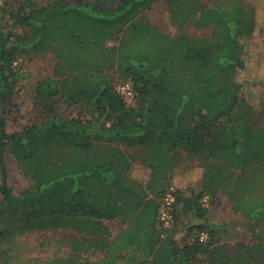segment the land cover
Wrapping results in <instances>:
<instances>
[{
    "label": "trees",
    "instance_id": "trees-1",
    "mask_svg": "<svg viewBox=\"0 0 264 264\" xmlns=\"http://www.w3.org/2000/svg\"><path fill=\"white\" fill-rule=\"evenodd\" d=\"M153 1L54 0L44 7L24 0L13 25L27 32L15 35L0 27V100L14 94L15 61L32 52L56 51L66 74L38 81L37 117L20 131L10 132L0 113V196L16 198L36 213L50 212L56 224L85 233L74 240L73 256L79 254L77 245L86 243L87 249L102 248L111 255L129 249L139 254V264H197L203 258L211 264H252L254 257L242 251L264 246V240L240 242L234 256L218 245L221 238L248 233L264 222V94L244 90L246 81L239 78L255 62L249 43L258 30V51L264 49L259 13L264 0H227L225 7L172 0L166 31L139 16ZM190 21L213 27L215 35H178ZM222 74L230 77L225 86L219 85ZM123 81L135 88L133 105L117 90ZM245 98L261 118L255 126L233 117ZM77 102L89 106L91 118L64 111ZM206 137L211 142L206 144ZM121 143L147 148L145 163L157 175L170 164L169 153L180 148H204L211 159L203 171L204 190L191 189L184 196L177 191L175 223L165 236L158 217L166 190L150 196L128 181L131 162ZM8 149L32 175L33 188L19 194L12 190ZM63 149L67 154L60 155ZM216 160H224L230 173L244 172L237 175L245 176L241 205L235 203L246 216L244 226L237 219L207 223L204 196L212 193L224 168ZM181 214L190 218L183 228L178 226ZM114 218L126 226L109 238L103 220ZM202 230L209 233L206 243L196 237Z\"/></svg>",
    "mask_w": 264,
    "mask_h": 264
},
{
    "label": "rangeland",
    "instance_id": "rangeland-1",
    "mask_svg": "<svg viewBox=\"0 0 264 264\" xmlns=\"http://www.w3.org/2000/svg\"><path fill=\"white\" fill-rule=\"evenodd\" d=\"M40 6H48L54 0H37ZM76 1V0H64ZM208 7H225L227 0H202ZM258 1V0H257ZM172 0H154L152 5L144 9L140 15H144L147 20L160 29L167 30V12L171 9ZM24 0H0V27L5 30H12L15 35L25 34L26 30L13 25V15L22 9ZM263 5V3H261ZM263 19L260 25H264V8L259 10ZM180 36H192L203 38L214 36L215 32L211 26H199L194 21L188 22L184 28L177 33ZM261 31L255 35V39L249 43V52L254 56L255 62L249 72H242L240 79H245V88L262 92L264 94V49L259 50L257 46L261 39ZM114 74L115 72L112 71ZM62 77L66 75L62 69L56 51L52 49L41 52H32L25 55L22 62L16 68L15 91L12 97L0 100V113L6 118L8 130L16 132L30 124L37 117L35 107L36 86L38 81L47 76ZM117 75V74H115ZM230 77L222 74L219 85L228 84ZM154 95L151 94V98ZM246 99V98H245ZM247 100V99H246ZM249 101L240 100L236 106L233 117L243 119L250 126L259 124L260 117L254 113ZM133 102L128 104L133 105ZM260 105V103L258 104ZM70 116H77L83 120L91 118V111L88 105L77 102L68 110H64ZM131 115L132 112L130 113ZM114 113L113 116H118ZM99 121H106L105 116L99 115ZM204 142H211L210 137H206ZM131 164L128 166L126 176L128 181H135L141 186L145 193L150 196L161 194L162 190L174 187L182 196L187 195L191 189L197 191L204 190L203 171L205 164L211 160L207 156L204 148L199 150L180 148L169 153L170 164L168 167L155 174L153 169L145 163V156L149 151L140 145H128L121 143ZM178 151V152H176ZM61 154H67L66 150H60ZM7 167L9 173L10 186L15 194L31 189L35 185L32 175L25 168L16 155L8 149L6 154ZM217 165L223 166L221 177L216 178L212 184L211 197H207L203 203L207 208V223L213 225L216 222H223L228 219H237L241 226L246 225V216L243 211L235 207L240 204L242 198V182L244 177L238 178L237 175H244L243 170L233 169V173L226 168L224 160H216ZM250 169H248L249 175ZM247 173V171L245 172ZM237 177V178H236ZM232 184L228 189L225 184ZM264 187V184H261ZM235 192H232L231 188ZM234 196V197H233ZM234 198V199H233ZM186 215L178 217V226L183 228L189 221ZM108 228L109 238H114L126 225L121 218L104 219ZM85 233L78 232L74 228L58 225L50 212L36 213L31 208L26 207L16 198L4 200L0 196V264H103L107 258L112 260L111 264H139L134 254L129 249L118 248L113 255L107 254L106 249L89 247L86 243L77 245L76 256H73L74 240H81ZM90 237H88L89 239ZM264 240V222L253 228L248 233H239L233 238H221L219 245L223 250L232 256L238 253L240 242H252ZM246 256H253L252 264H264V246L245 249L242 251ZM134 260H137L134 262ZM240 259L236 257V261Z\"/></svg>",
    "mask_w": 264,
    "mask_h": 264
},
{
    "label": "built area",
    "instance_id": "built-area-1",
    "mask_svg": "<svg viewBox=\"0 0 264 264\" xmlns=\"http://www.w3.org/2000/svg\"><path fill=\"white\" fill-rule=\"evenodd\" d=\"M23 57L15 61L19 65ZM118 92L125 98L126 102H133L135 104L136 91L131 81L119 82L117 85ZM208 199V198H207ZM181 205V204H180ZM179 206V194L174 187L168 188L160 198L159 208V225L163 230L162 236H165L169 230L172 229L175 223V212ZM196 237L200 242L206 243L209 240V233L207 230L199 231ZM197 264H211L207 259H201Z\"/></svg>",
    "mask_w": 264,
    "mask_h": 264
},
{
    "label": "crops",
    "instance_id": "crops-1",
    "mask_svg": "<svg viewBox=\"0 0 264 264\" xmlns=\"http://www.w3.org/2000/svg\"><path fill=\"white\" fill-rule=\"evenodd\" d=\"M207 197H211V195H210V194H206V195L204 196V199L207 200Z\"/></svg>",
    "mask_w": 264,
    "mask_h": 264
}]
</instances>
